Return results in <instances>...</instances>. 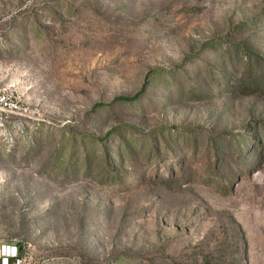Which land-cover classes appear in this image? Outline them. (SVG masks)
I'll use <instances>...</instances> for the list:
<instances>
[{
    "label": "rangeland",
    "instance_id": "374dc122",
    "mask_svg": "<svg viewBox=\"0 0 264 264\" xmlns=\"http://www.w3.org/2000/svg\"><path fill=\"white\" fill-rule=\"evenodd\" d=\"M0 87L20 264H264V0H0Z\"/></svg>",
    "mask_w": 264,
    "mask_h": 264
},
{
    "label": "built area",
    "instance_id": "2783aa9c",
    "mask_svg": "<svg viewBox=\"0 0 264 264\" xmlns=\"http://www.w3.org/2000/svg\"><path fill=\"white\" fill-rule=\"evenodd\" d=\"M17 107L18 104L17 102H14L12 94L0 87V114L4 112L14 111ZM1 253V264H11V259H16L17 264L21 263V259L18 256L17 245L2 244Z\"/></svg>",
    "mask_w": 264,
    "mask_h": 264
},
{
    "label": "crops",
    "instance_id": "0c3cea01",
    "mask_svg": "<svg viewBox=\"0 0 264 264\" xmlns=\"http://www.w3.org/2000/svg\"><path fill=\"white\" fill-rule=\"evenodd\" d=\"M1 257H2V253H1V242H0V264H1ZM11 264H13L12 259H11Z\"/></svg>",
    "mask_w": 264,
    "mask_h": 264
}]
</instances>
